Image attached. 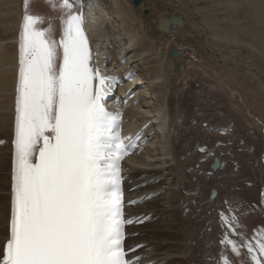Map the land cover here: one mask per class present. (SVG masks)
<instances>
[{"label":"bare ground","instance_id":"1","mask_svg":"<svg viewBox=\"0 0 264 264\" xmlns=\"http://www.w3.org/2000/svg\"><path fill=\"white\" fill-rule=\"evenodd\" d=\"M106 1L70 0L76 9L78 5L84 6L86 30L90 42L99 52L105 75L126 83L128 76L139 73L136 81L126 83L119 90L115 97L118 101L111 102L110 106L115 111L121 109L125 112L123 124L126 135H142L145 143L141 154L125 164L126 202L134 204L127 208V217L137 224L145 223L143 226L136 224L128 229L127 247L134 251L131 258L136 264H217L219 263L217 259L221 258L227 259L229 264H250L249 256L241 249V245L245 244V240L260 235L259 233L264 236V210L259 205L264 178V165L260 160L264 151V135L259 131L253 137L255 143L252 141L253 138L248 137V134L253 136L249 129H257L258 125L255 122L258 123V119L264 124V26H261L263 29L260 28L257 22L253 25L247 23L249 26L239 24L234 28L223 29L225 21L218 19L221 15L217 16L216 7L215 9L207 7L205 13L206 10L198 6L199 0L197 2L183 0L179 1L178 8L185 10V13L187 11V18H191L193 27H186L184 22V26L177 27V30L193 35L198 46L183 45L172 37V35L179 37V32L182 31L176 35L172 28L169 35L160 34L154 37L152 29L154 26L151 27L147 20L143 19V7L135 9L134 4L132 6L127 0H111L108 1V5L111 7L113 5L115 14L113 22L106 28L108 30L109 27H115L119 32L112 34V31L109 33L103 24L102 14ZM150 1L142 4L146 7ZM169 1L173 3L172 0ZM254 1L255 8L251 7L255 9V16L261 17L264 0ZM61 2L62 0H34L27 8L29 14L42 18L43 23L38 27L46 30L50 28L49 34L53 39L62 32V18L66 16V10L59 7ZM221 2L219 6H222ZM54 3L56 7H53ZM39 4H44V8H38ZM24 13L23 0H0V141L6 142L0 148V254L9 238L19 35ZM218 22L223 23L222 28ZM261 22L264 24V21ZM156 27L158 30V22ZM112 47L121 49L118 55L114 56L110 51ZM174 50L178 52L176 58H172ZM217 53L222 55L218 60L235 64V66L232 64L231 68H235L234 71L240 80L243 79L241 70L249 71L248 75L245 73L247 79L248 77L252 79L254 83L251 84L261 90L258 93V98L261 96L259 100L254 94L253 102L248 103V97L252 93H247L241 88L242 85L235 84L230 79L227 75L228 68L218 66ZM128 55L130 59L127 58ZM126 58L127 61L123 64L121 61ZM191 69L194 73L192 80L196 79L197 83H201V87L202 84L205 87L197 88L196 93L200 92L203 97L197 98L198 100L191 104L196 127L186 122L188 110L183 102L184 94L188 91V83L185 84L183 81ZM224 76L229 78L228 82L226 81L228 85L221 81ZM211 77L217 81V89L212 88ZM229 81L241 90H237ZM144 86L145 91H141V87ZM247 87L250 88L248 84ZM134 91L138 92V96L124 106V97ZM212 94L216 96L217 101L214 99L215 96L207 98ZM147 99L151 100L149 104L146 103ZM208 103L212 108L222 107L221 113L218 110L213 114L207 111ZM145 104L148 110H144ZM172 105L176 106V109L173 110ZM252 109L260 114L258 116L253 114ZM237 116L243 120H238ZM248 119L250 121L247 122ZM244 123L247 124L246 128L245 126L242 128H245L243 131L245 135H239L240 138L234 137L238 132L237 127ZM226 126L227 136L223 138L220 134L224 132L222 129ZM187 140L195 142L193 148L191 146L189 149L186 146ZM218 141L221 142L217 146L215 143ZM227 141L231 143L228 144ZM199 148H207V152L200 153ZM216 148L218 156L214 158L217 155ZM247 157L249 161L255 163H244ZM7 159L10 161L9 169L6 168ZM215 159L224 162L225 166L211 173V165ZM232 163L235 167L240 164V172L234 173L231 169V173L222 177L221 172H228L224 167L227 164L233 165ZM247 167H254L253 171H257L255 177L258 179L246 174ZM235 176H238V179H233ZM216 178L217 182L214 180ZM218 179H221V182ZM237 180L239 183L243 182L245 187L238 186ZM217 185L218 187L223 185L224 189L217 190V198L211 200V191ZM200 188L202 190H199ZM225 202L238 213L235 215L238 225H233L237 237L230 229L221 230L218 225L217 210L225 211ZM193 211H205L202 217L203 244L197 256H194L189 238H183ZM225 235L237 243L240 255L232 252L230 245L221 243Z\"/></svg>","mask_w":264,"mask_h":264},{"label":"snow or ice","instance_id":"2","mask_svg":"<svg viewBox=\"0 0 264 264\" xmlns=\"http://www.w3.org/2000/svg\"><path fill=\"white\" fill-rule=\"evenodd\" d=\"M24 5L10 235L0 264H136L123 247L124 225L132 221L123 219L120 161L129 150L101 102L106 79L91 66L84 16L62 0L57 41L50 28L38 27L41 17L28 13V0ZM221 219L235 232L237 217ZM221 243L240 255L227 235ZM241 246L250 264H264V236Z\"/></svg>","mask_w":264,"mask_h":264},{"label":"rangeland","instance_id":"3","mask_svg":"<svg viewBox=\"0 0 264 264\" xmlns=\"http://www.w3.org/2000/svg\"><path fill=\"white\" fill-rule=\"evenodd\" d=\"M108 1H111V0H107L106 1V3L104 4V9H103V17H104V21H103V24H104V27L106 28V27H108V25H110V23H112L113 22V17H114V14H115V9H114V7H113V5H112V7L111 6H109L108 4ZM115 1V0H114ZM173 1V3L172 2H170L169 0H151L150 2H148V4L146 5V7L144 6V4H142V6H140L139 8H136L135 6H134V8L135 9H141L142 7H143V9L144 10H142V15H143V19H146L147 20V22L151 25V27H153L152 29H153V34H154V37H158L160 34H164V33H161L159 30H157V27H156V25H157V22H158V20L160 19V18H169V17H171L173 14L174 15H179L180 17H182L183 18V20H184V22H185V26L186 27H193V23H192V21L190 20V19H188L187 18V11H186V13H185V10H183V9H180V8H178V3H179V1H183V0H172ZM186 1H190L191 2V0H186ZM192 1H198V0H192ZM211 1V2H210ZM215 1H217V0H215ZM214 0L212 1V0H199V7H201L202 9H205L206 11H205V13L207 12V9L209 8V9H215V7L218 9V7H220L219 6V4H220V2H221V4H222V8L220 7L218 10L216 9V14H217V16L219 17L220 15H221V17H222V19H221V17H219L218 19L220 20V21H225L224 22V24L221 22V23H219V24H221L220 26H219V24H217L219 27H221V26H223L224 25V27H223V29H226L225 27H227V29L228 28H234V27H236V26H238L239 24V26H244V25H246V26H249V25H253V24H257V22H258V26L260 27V28H262L263 26H264V24H263V22H261V21H264V18L262 19V17L264 16V11L262 12V14H261V17H258V16H255V5L256 4H254V0L252 1V0H218L219 1V4H218V1L217 2H215ZM34 2V0L32 1V3ZM127 2H130L131 4H132V6H133V0H127ZM231 2V3H230ZM253 2V3H252ZM31 3V4H32ZM112 3H114V2H112ZM145 3H146V1H145ZM170 3V4H169ZM217 3V4H216ZM209 4V5H208ZM216 4V5H215ZM235 4V5H234ZM264 1H262V8L264 7ZM173 5V6H172ZM215 5V6H214ZM218 5V6H217ZM239 5V6H238ZM40 6H42V7H40ZM44 6V4H39L37 7L38 8H40V9H42V8H44L43 7ZM251 6H253V7H251ZM109 7H111V9L109 8ZM208 7V8H207ZM224 7V8H223ZM226 7V8H225ZM249 7H251V8H249ZM34 8H36L35 6H34ZM233 8V9H232ZM101 9H102V3H101ZM224 9V10H223ZM250 9H251V11H250ZM254 9V10H253ZM234 10V11H233ZM247 10V11H246ZM249 10V11H248ZM253 10V11H252ZM264 10V9H263ZM106 11V12H105ZM237 11H238V13H237ZM223 12V13H222ZM230 12V13H229ZM242 12V13H241ZM218 13H220V14H218ZM252 13V14H251ZM223 14V15H222ZM237 14H239V15H237ZM263 15V16H262ZM226 18H225V17ZM250 16V17H249ZM254 16V17H253ZM252 17V18H251ZM257 17V18H256ZM254 18H256V19H254ZM187 19V20H186ZM106 20V21H105ZM218 20V21H219ZM259 20V21H258ZM249 21H251V22H249ZM105 22H106V24H105ZM260 22V23H259ZM192 23V24H191ZM233 23V24H232ZM247 23L249 24V25H247ZM223 24V25H222ZM235 24V25H234ZM226 25V26H225ZM229 26V27H228ZM262 26V27H261ZM112 28V29H111ZM114 28V29H113ZM222 28V27H221ZM264 28V27H263ZM262 28V29H263ZM106 30H107V28H106ZM109 33H111V31H112V34H115L116 32H118V30H117V28H115V27H109V29L107 30ZM173 31H174V33L177 35L178 34V32L179 31H182V30H177V27H174L173 28ZM159 32V33H158ZM119 33V32H118ZM180 33V36L179 37H177V36H173L172 35V37H174L175 39H176V42H178L179 44H183V45H192V46H195V45H197L196 44V42H195V40H194V37H193V35L191 36V34L190 33H187V32H184V31H182V32H179ZM111 34V35H112ZM185 35V36H184ZM115 36H117V35H115ZM184 36V37H183ZM184 38V39H183ZM191 38V39H190ZM122 42H124V40L122 41ZM198 43V42H197ZM104 45V44H103ZM114 45H115V43H114ZM116 46V45H115ZM198 46V45H197ZM196 47V46H195ZM120 50L121 49H117V48H115V47H112V48H110V51L111 52H113L114 53V56L115 55H118L119 54V52H120ZM227 56L229 55L228 53L226 54ZM221 56L222 55H220V53H217V56H216V58H217V60L218 59H220L221 58ZM127 58L128 59H130V56L128 55L127 56ZM127 58L126 59H123L121 62L123 63V64H125L126 63V61H127ZM218 66L220 67H224V68H228V73H227V75L228 76H230V79H232L233 81H234V83L235 84H238V85H242L241 86V88L243 89V90H245L247 93H252V95H250L249 97H248V103L249 104H251L252 102H253V98H255V96H256V98H258V93H259V88L258 87H255V85H253V83H254V81L252 80V79H250L249 77H248V79H247V72L249 73V71H247V72H245V70H241V73L240 74H242V77H243V79L241 78V80L239 79V77H237L238 75H236V73H235V71H234V69L235 68H231V65L233 64L234 66H235V64L233 63V62H225V60H218ZM221 63V64H220ZM113 65V62H111L110 63V66H112ZM233 66V67H234ZM237 67V66H236ZM177 68H179V67H177ZM223 68V69H224ZM181 69H183L184 70V68L183 67H181ZM181 69H180V73H181ZM177 70V69H176ZM226 71H227V69H226ZM193 70L191 69V70H189V75L188 76H190L189 78H188V76H187V78H186V80L185 81H183V83H185V84H187V90L188 91H186L185 92V94H184V97H183V102H184V104H186V108H187V110H188V113H187V116H186V118H187V123L188 124H190V123H192V124H194V127H196L197 126V123L196 122H194V121H196V119H195V115L192 113L193 111H194V109H192V106H191V104H194V102L195 101H197L198 99L197 98H199V97H203V96H201V93L200 92H198V93H196L197 92V88H200L201 87V83H197V81H196V79H194V80H192L194 77H193ZM247 75H246V74ZM245 74V75H244ZM138 75H139V73H135L133 76H132V79L131 80H129V81H127L126 83L127 84H130L131 82L133 83V81H136V79H137V77H138ZM228 76H224V77H222L221 78V81H223V83H224V85H228L227 84V82H228V80H229V78H228ZM245 78V79H244ZM211 79H212V88H216L217 89V87H218V85H217V81H215L214 80V78L213 77H211ZM238 79H239V81H238ZM227 81V82H226ZM191 82V83H190ZM251 82H253L252 84H251ZM126 83L125 84H123V86L124 85H126ZM190 83V84H189ZM226 83V84H225ZM231 82L229 81V84H230ZM250 86V88H248L247 87V84ZM197 84V85H196ZM213 84H214V86H213ZM231 85L233 86V87H235L232 83H231ZM251 85H253L254 87L252 88V86ZM257 85V84H256ZM123 86L121 87V88H123ZM202 87H203V89L205 88L204 87V85L202 84ZM201 87V88H202ZM237 90H241V88H237V87H235ZM196 89V90H195ZM256 89V92H254V90ZM141 91H145V86L144 87H141ZM261 91V90H260ZM200 93V94H199ZM132 94V97L128 100V102H130V101H132L136 96H138V92L137 91H134V93H131ZM254 94H255V96H254ZM257 94V95H256ZM214 94H212L211 96L210 95H208L207 96V98H214ZM260 97L261 96H259V98L257 99V100H259L260 99ZM206 98V99H207ZM216 101H217V98H216V96H215V98H214ZM151 102V100H149V99H147V101H146V103L147 104H149ZM172 102V101H171ZM239 102L241 103V99L239 100ZM215 103V102H214ZM213 103V104H214ZM147 104H145L143 107L145 108L144 110H148V108H147ZM172 104H173V102H172ZM181 104H182V101H181ZM209 104V106H210V103H208ZM216 104V103H215ZM256 104V101L254 100V103H253V105H254V107L256 106L255 105ZM209 106H207V111H209L210 113H214L216 110H218L219 111V113H221V111L220 110H222V107H216L215 106V108L213 107L212 108V105L209 107ZM260 107V106H259ZM172 108H173V110L174 109H176V106H174V105H172ZM209 108H211V109H209ZM218 108V109H217ZM209 109V110H208ZM202 110H204V109H202ZM200 111V110H199ZM211 111H213V112H211ZM252 111L254 112H252L253 114H256L257 116L260 114V113H258L257 111H255L254 109H252ZM190 113H192V114H190ZM169 114H170V112H169ZM172 115V114H171ZM225 115H227L226 113H225ZM193 116V117H192ZM203 116H204V114H203ZM225 117V116H224ZM239 116H237V118H238ZM191 118V119H190ZM257 118V117H256ZM194 119V120H193ZM242 118H238V120H241ZM258 119V118H257ZM243 120V119H242ZM259 120V119H258ZM193 121V122H192ZM248 121H250L249 119L247 120V122ZM246 123H244V125H241V126H239V128L237 127V133L235 134V136L234 137H236V136H238V138H240V136H242V135H245V133H243V131H244V129L247 127V124L245 125ZM255 124L256 125H258L256 128L257 129H249L250 130V132L251 133H253L252 135V137H251V134L249 135L248 133V137L249 138H253L255 135H257L258 133H259V131L261 132V135H262V133H263V131L261 130V126L258 124V123H256L255 122ZM245 126V128L244 129H242L243 127ZM204 128H206L205 126H204ZM224 132H222L220 135H221V137H223V138H226V136L227 135H225V132L228 130V128H227V126L226 127H224L223 129H222ZM221 130V131H222ZM256 130V131H255ZM195 131H198V130H195ZM220 131V132H221ZM241 132V133H240ZM256 134H255V133ZM187 133H188V131H187ZM239 133V134H238ZM242 134V135H241ZM240 135V136H239ZM258 137H259V135H258ZM229 138V137H228ZM257 138V137H256ZM260 139H261V137H260ZM251 140V139H250ZM222 141V140H221ZM221 141H218L217 143H215L216 145L219 143V142H221ZM253 142L255 141L254 140V138H253V140H252ZM187 143L188 144H186V146H188L189 147V149H191V146H192V148L194 147V143L195 142H189V140H187ZM190 143V144H189ZM224 143V142H223ZM226 143H231V141H227ZM255 143V142H254ZM145 145V144H144ZM190 145V146H189ZM259 145H261V142L259 141ZM218 146V145H217ZM197 147V146H196ZM255 149V148H254ZM142 150H143V147H142V149L139 151V153L138 154H141V152H142ZM222 150V148L219 150V152ZM260 151H261V148H260ZM216 152H217V148H216ZM218 156V152H217V155L214 157V158H216ZM0 157H1V152H0ZM244 163H255V161H249L248 160V157H247V160H246V162H244ZM229 164H231V163H229ZM229 164H227V166L226 167H228V165ZM233 165H229V167L228 168H226V167H224L228 172L226 173H223V172H221V176L222 175H225V174H229V173H231L232 172V170H234V173H238V172H240V170H241V168H240V164L238 165V167H235L234 166V163H232ZM235 164H237V162L235 163ZM9 167H10V161L8 162V159H7V164H6V168L7 169H9ZM232 169V170H231ZM247 171H246V174H251V175H253L254 177L256 176V174H257V171L256 172H254L253 170H254V167H247V169H246ZM10 172V171H9ZM8 177V176H7ZM10 177V176H9ZM223 177V176H222ZM256 178V177H255ZM233 179H238V176H235V177H233ZM256 179H258V178H256ZM208 180V179H207ZM216 182H217V178L216 179H214ZM218 181L219 182H221V179H218ZM238 182V186H244V184H243V182H241L240 181V183H239V180H237ZM240 184H242V185H240ZM250 185V184H249ZM245 187V186H244ZM243 187V188H244ZM242 188V189H243ZM216 190H219V189H221V190H223L224 188H223V185L222 186H219L218 187V185H217V187L215 188ZM199 190H202V188H200ZM198 190V191H199ZM240 190V189H239ZM220 193H222V192H220ZM8 195H9V190H8ZM8 198V197H7ZM204 214H205V211H202V212H195V211H193L191 214H190V216H191V218H190V223H189V225H186V230H185V233H184V235H183V238H185V237H188L189 238V240H190V242H191V244H192V250H193V253H194V256H197V254L200 252V248H201V246H202V244H203V239H202V233H203V224H202V217L204 216ZM144 224H140V226H143ZM263 227V226H262ZM163 236H164V234H163ZM218 260V259H217Z\"/></svg>","mask_w":264,"mask_h":264},{"label":"water","instance_id":"4","mask_svg":"<svg viewBox=\"0 0 264 264\" xmlns=\"http://www.w3.org/2000/svg\"><path fill=\"white\" fill-rule=\"evenodd\" d=\"M145 1H147V0H133V4H134V6L139 7ZM162 21H166L167 22V27L166 28L161 27V22ZM182 26H184V20L180 16L172 15L170 18H161V19L158 20V30L161 33H164V34H167V35L171 32V29L173 27H182ZM177 55H178V52L174 50L172 52V58H176ZM219 166H220L219 161L215 160V164L212 166V168L216 169Z\"/></svg>","mask_w":264,"mask_h":264}]
</instances>
